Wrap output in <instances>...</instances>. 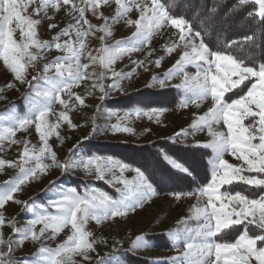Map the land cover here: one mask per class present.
I'll list each match as a JSON object with an SVG mask.
<instances>
[{
  "label": "snow or ice",
  "instance_id": "6c2138e0",
  "mask_svg": "<svg viewBox=\"0 0 264 264\" xmlns=\"http://www.w3.org/2000/svg\"><path fill=\"white\" fill-rule=\"evenodd\" d=\"M113 4L114 15L105 16L103 9ZM250 4L255 7L246 13L245 19L252 21L255 31L226 45L229 49L237 46L241 54H235L231 51H213L207 47L202 33L194 31L183 15L174 14L180 6V0H169L168 3L162 0H0V60L15 82L28 85L23 96L26 111L18 114L10 108L7 113L0 114V120L5 122L4 126H0V151L5 150V142L9 146L23 143L16 160L0 159V170L5 167L17 169L15 177L0 185V210L9 202L21 204L16 194L22 190V186L46 175L53 167L59 168L62 173L76 169H83L87 174L94 171L97 179L123 186L117 189L120 193L118 199L105 193L97 194L96 189L86 190L81 195L76 188L67 187L60 190L47 205L33 204L30 207L27 202H23L24 211H30L32 216L23 227H17L14 219L6 220L0 212V229L9 227L13 233L5 239L0 231V264H77L74 259L77 256L87 264H93L90 253L96 251L94 245L98 241L92 240V234L86 231L88 221H95L99 225L124 216L128 211L141 207L154 194L143 171L129 168L111 157L69 156L60 162L49 144V138L56 136L60 139L58 129L61 123L67 124L69 128L74 127L68 115L74 105L70 106L69 101L74 98L75 104H85L84 98L72 89L79 87L82 81L92 80L91 86L99 90L101 100L111 91L120 90L119 82L130 79L136 68L148 70L147 64L152 63L148 60L152 50L146 53L145 60H133L132 64L136 67L128 73L115 71V62L125 55L148 49L154 36L166 27L176 30L177 39L163 45L165 53L171 55L177 49L181 51L164 79L153 77V83L164 87L168 81L182 75L181 84L175 86L182 89L187 97L181 107H187L189 103L199 107L209 97L212 102L208 111L195 116L190 125L194 132L206 128L211 137L207 143L196 145L211 149L208 159L210 179L195 193H189L196 195L198 202L205 198L207 202L203 206H199V203L193 206L189 219L196 221L195 228L185 227L168 233L174 241V247L179 249L182 242L184 249L171 258L172 264H252L253 261L255 264H264V63L257 66L253 54V49L259 47L255 32L264 34V0H237L230 12L243 11ZM30 7L32 14L25 15ZM50 10L52 15H49ZM61 10L71 18L70 22L51 41H41L38 26L45 19L53 21L55 14ZM133 11L137 13L136 19L130 16ZM211 11H216L215 4ZM89 13L102 23H91ZM32 16L38 18L33 19ZM121 22L134 28L131 37L116 41L111 46L106 45V39L112 35V26ZM201 24H204L203 19ZM48 27L51 30L57 24L52 22ZM17 30L19 40L14 38ZM96 33H101V46L95 50L97 55H94L92 51L86 52V38ZM62 38L66 39L61 42ZM52 49L62 55L45 63L41 69L39 61L44 59L46 51ZM82 58L89 62L82 63ZM162 59L154 61L156 67L160 66ZM97 63L101 71L98 74L94 70L89 71ZM188 65L196 67L194 76L184 71ZM30 69L36 73L31 81L27 79ZM108 72L111 76H107ZM106 78L113 81L107 87L103 83ZM33 81L37 83L33 84ZM245 81L250 82L251 86L246 85ZM241 85L247 91L229 102L225 93ZM6 87L12 88L14 84L9 83ZM64 96L67 99L62 98ZM54 104H59L62 110L54 113ZM160 111L135 110L126 113L125 118L134 114L137 117L147 116L151 120L154 116L158 118ZM53 115L56 120L50 122L49 117ZM249 118H253V122L246 124ZM221 120L227 129L226 133L213 128ZM33 125L39 136V148L29 146L27 140L21 142L16 139L18 132H26ZM110 130L114 133L133 131L130 127L117 124L111 125ZM187 135L186 131L177 133L174 142H179L181 137L186 139ZM225 155L242 161V165L229 163ZM163 159L179 173L192 175L188 167L168 154H164ZM117 171L120 174L118 177ZM125 171L136 173L134 181L124 179ZM108 176L112 179H106ZM236 184L259 190L258 198H251L235 188L221 190L225 185ZM175 198L181 199V194H176ZM178 223L186 224L187 221ZM37 225H40L38 230ZM234 225H241L244 230L234 242H224L221 235L223 230ZM250 225L254 228L250 229ZM65 228H70V235L62 244L55 248L45 246V241L56 239ZM29 241L38 246L37 251L31 257L15 258L13 253ZM148 246L143 236H137L128 251L146 249ZM95 264H121V258L117 255L108 260L98 258Z\"/></svg>",
  "mask_w": 264,
  "mask_h": 264
},
{
  "label": "rangeland",
  "instance_id": "374dc122",
  "mask_svg": "<svg viewBox=\"0 0 264 264\" xmlns=\"http://www.w3.org/2000/svg\"><path fill=\"white\" fill-rule=\"evenodd\" d=\"M115 5L111 7H105L103 9L104 15L111 17L114 15ZM25 15L32 14V8L30 7ZM52 11H49V15H52ZM132 19L137 18V13L133 11L130 14ZM33 19L38 17L32 16ZM90 22L96 25L102 23V21L95 19L88 14ZM70 17L65 14L63 10L56 13L53 21L47 19L43 20L40 26H38V37L41 41H51L52 37L56 33L67 26L70 22ZM56 23L57 27L49 30V23ZM13 27L15 25L13 24ZM134 31L133 27L126 26L123 22L115 24L112 26V35L108 37L105 41L106 45L111 46L116 41H124L131 37L132 32ZM101 33H96L93 36L86 38V52L92 51L94 55H97L96 49L101 46L99 36ZM14 38L19 40V31L17 30L14 34ZM63 39L66 38H62ZM177 39L176 30L166 27L160 33L154 36L152 39L149 48L141 51L133 52L130 56L125 55L122 58L118 59L113 65L115 71L128 73L131 72L136 66L132 64L133 60L140 61L145 60L146 53L149 49L152 50V55L148 57V70L145 71L143 67L136 68L135 73L131 76L130 79H124L120 81V90L111 91L103 100L100 99L101 93L98 89L92 88V80H85L80 83V86L72 89V91L84 98L85 104L81 106L74 103L73 100L69 101L72 110L68 112L69 118L74 125V127L69 128L67 124L61 123L60 128L58 129L60 134V139H57L56 136L49 138V144L52 147L53 151L57 155V159L60 162H64L69 156L78 158L85 155L79 147L83 145H96L98 148H115L116 145L126 144L130 146H142L149 144L154 141L167 140L173 145L180 147H197L198 144L207 143L210 141L211 137L208 135V130L205 128L203 131L194 132L190 127L193 119L197 115H203L211 107V98L209 97L206 101L200 104L199 107L188 104L187 107H181L182 102H184L187 97L182 89L175 87L176 85L181 84L183 76H179L167 82L166 86L161 87L159 83H153V77L158 79H164L165 74L170 68H172L175 61L179 58L181 49H177L176 52H173L171 55H167L163 49V45L171 43ZM199 43V40L196 41ZM62 55L58 53L55 49L51 51H46L44 53V59L39 61V67L42 69L45 63L51 62L56 56ZM161 64L159 67L155 66L154 61L160 59ZM82 63H88L89 61L85 58H82ZM207 68V65L204 66ZM95 71L97 74L101 71L99 64L97 63L94 68H90L89 71ZM213 72L215 69H212ZM189 76H194L196 74V67L194 65H188L184 69ZM36 73L31 69L28 72L27 79L32 80V76ZM51 75V73H50ZM107 76H111V73L108 72ZM113 81L106 78L103 83L105 87L108 84H111ZM254 82V81H253ZM9 83L14 84V87L7 88L6 85ZM37 83L33 81V84ZM245 84L249 87L251 86L250 82L245 81ZM177 89L181 93L182 102L177 106H173L174 103L172 98L168 97L167 93L171 92V89ZM243 91L235 92V90L242 89ZM0 89H3L0 92V114H5L8 110L14 109L16 113L23 114L26 111V104L23 98L24 93L28 90V85H20L18 82H15L11 73L3 66L2 60H0ZM247 91V88L244 85H241L240 88L233 89L231 92L225 93V97L231 102V99L238 98L239 95H243ZM231 93H238L236 96H230ZM166 95V96H164ZM229 95V96H228ZM170 96V94H169ZM136 97H145L150 102H155V104L163 105V107L153 106L146 109L134 107L128 110L120 111L108 107L110 104H118L131 100ZM67 99L66 96L62 97ZM165 98L167 100H163ZM161 101H164L162 103ZM21 103V109L16 107L14 103ZM161 103V104H160ZM166 103V104H165ZM165 105V107H164ZM153 109L161 110L159 117H153L151 120L147 116L141 115L140 117L135 116L134 114L125 118V114L129 112H134L135 110L140 111H151ZM59 104H54L53 112L58 113L61 111ZM50 122H55L56 116L49 117ZM253 122V118H249L245 121L246 124ZM5 122L0 120V126H4ZM117 124L121 127L127 126L130 127L133 131L132 133L125 132H112L110 126ZM214 130L227 132L226 127L221 120L219 125H213ZM182 131L188 132L187 138H179V142H174L176 134ZM16 139L23 142L27 140L29 146H35L36 148L40 147L39 136L35 131L34 125L31 126L26 132H18ZM62 141V142H61ZM258 143V141H254ZM23 143L20 145H11L9 146L7 142L4 144L3 151H0V159L5 161L16 160L19 156V152L22 150ZM182 149L179 153L182 155H189L190 149ZM202 148V147H200ZM211 151V149H208ZM185 152V153H184ZM225 159L233 165H242V161L235 160L231 155H225ZM49 162V161H45ZM246 168L247 166L244 165ZM249 175L250 173H244ZM252 174V173H251ZM250 174V175H251ZM256 175L255 173H253ZM17 175V169L5 167L3 170H0V185H4L5 181H8ZM120 174L117 171L116 176ZM136 173L133 171H125L124 179L129 181H134ZM62 178H74L81 181H96L105 184L107 187L113 190L114 196L112 198L118 199L120 193L117 191L118 188H122V185L119 184H110L106 180L97 179L94 174H87L83 169L69 170L68 172L62 173L59 168H50L46 175L40 176L38 179L27 183L22 186V190L16 194V199L22 201L21 204H15L9 202L4 209L0 210L3 213L6 220H15L17 227H23L27 220L31 219V212L24 211V203L27 202L31 207L35 205H47V203L55 198L57 194L62 189H66L69 186L62 184ZM106 179H112L111 176H108ZM96 189L98 193H104L97 187H85L79 194L83 195L86 190ZM106 194V193H105ZM177 193H160L159 195L153 194L141 207L134 210L128 211L124 216H118L113 219L102 222L101 224H96L95 221L89 220L86 225V231H89L91 239L98 241L94 247L95 252L90 253L92 256L93 264L98 258H104L108 260L113 255L119 253H129V255L136 256L138 258L147 259L154 264H163L168 263L172 264L171 258L179 255L183 252V243L181 242L179 249L174 247V241L171 240L168 236V233L177 230L183 229L185 227L195 228L196 221L189 219L192 215L193 206L198 205L203 206L205 204L206 198L199 201L197 200L196 195H186L181 194V199L177 200L175 198ZM109 195V194H107ZM110 196V195H109ZM182 220L187 221L186 224L178 223ZM40 225H37V230ZM3 236L7 239L9 236H12V230L9 227H4L0 229ZM165 234L168 239L170 246L168 250H163L161 245L158 247H153L149 238L159 237L160 235ZM70 235V228H65L54 240L45 241V246L50 248H55L57 245L62 244ZM137 236H143L148 242V247L146 249H141L137 251H128L130 248L132 240ZM106 242V243H103ZM118 242V243H117ZM158 245V244H157ZM37 245L32 244L30 241L25 242L24 245L18 248L13 256L15 258H24L31 257L33 253L37 251ZM116 249L114 252L113 249ZM77 264H87L81 260L79 256L74 258ZM213 260L215 257L212 258ZM123 264V263H121ZM255 264V261L252 262Z\"/></svg>",
  "mask_w": 264,
  "mask_h": 264
},
{
  "label": "trees",
  "instance_id": "16d2710c",
  "mask_svg": "<svg viewBox=\"0 0 264 264\" xmlns=\"http://www.w3.org/2000/svg\"><path fill=\"white\" fill-rule=\"evenodd\" d=\"M164 3H168L169 0H162ZM237 3V0H180V6L176 8L175 15H183L192 25L194 31H200L203 36L204 43L211 50L231 51L235 54H241L239 48L234 46L229 49L226 45L234 40H240L241 37L252 34L255 29L252 26V21L245 19L248 11L254 10V5L245 6L243 11L230 12L233 5ZM216 6V11L213 13L211 10ZM199 14V15H197ZM210 17V19H205ZM204 20V24H201V20ZM258 19V18H257ZM225 32V33H224ZM257 36L256 43L259 47L253 49V54L257 66L259 63H264V34L259 31L255 32ZM244 90V88H242ZM241 89L235 90L239 92ZM241 92V91H240ZM170 94V96H169ZM167 93L165 98H172L173 106H177L182 102L181 93L172 88L170 93ZM238 93H231L230 96H236ZM228 95V96H229ZM162 98L164 101L167 100ZM164 101H161L164 103ZM18 109H21V103H14ZM161 104V103H160ZM166 104V103H165ZM163 107V105L150 102L145 97H136L129 99L126 102L118 104H110L108 107L115 110H128L134 107L146 109L148 107ZM165 107V105H164ZM188 147H180L173 145V143L167 140L154 141L142 146H130L126 144L116 145L115 148H98L96 145H83L79 149L87 156L99 155L101 157H111L129 168H138L145 173L148 182L152 185L153 192L156 195L160 193H177L186 194L195 193L200 187L208 182L210 179V172L208 166V159L211 155V151L200 147H189L190 154L186 156L179 153L182 149ZM185 153V152H184ZM164 154L177 159L188 167L192 175H185L172 169L166 161L163 159ZM250 175V174H249ZM251 175H254L253 173ZM62 184L69 187H74L80 192L85 187H97L101 191L110 196H114L112 189L105 184L96 181H81L74 178H62ZM242 191L244 194L249 195L251 198H258L259 190L252 189L248 185L236 184L225 185L221 189ZM249 228H254L250 225ZM243 226L234 225L230 229H224L223 233H229L228 235L221 234L224 242H234L237 236L242 232ZM258 231V230H257ZM153 247H158L163 250H168L167 246H170L165 234L157 237L149 238ZM219 240L220 237L218 236ZM158 244V245H157ZM123 264H154L147 259H140L136 256L129 255V253H119ZM168 264V263H163Z\"/></svg>",
  "mask_w": 264,
  "mask_h": 264
},
{
  "label": "bare ground",
  "instance_id": "6f19581e",
  "mask_svg": "<svg viewBox=\"0 0 264 264\" xmlns=\"http://www.w3.org/2000/svg\"><path fill=\"white\" fill-rule=\"evenodd\" d=\"M225 33V32H224Z\"/></svg>",
  "mask_w": 264,
  "mask_h": 264
}]
</instances>
